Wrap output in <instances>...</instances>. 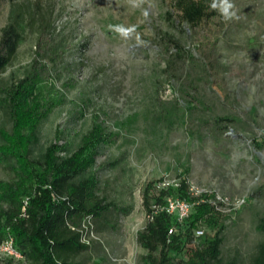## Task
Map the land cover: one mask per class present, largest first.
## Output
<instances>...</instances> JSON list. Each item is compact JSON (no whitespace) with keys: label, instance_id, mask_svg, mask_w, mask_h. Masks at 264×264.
<instances>
[{"label":"rangeland","instance_id":"obj_1","mask_svg":"<svg viewBox=\"0 0 264 264\" xmlns=\"http://www.w3.org/2000/svg\"><path fill=\"white\" fill-rule=\"evenodd\" d=\"M232 3L235 18L191 31L172 0H144L140 7L129 0H19L28 25L0 74V88L32 75L42 83V105L54 109L41 124L34 153L57 130L75 150L97 121L114 134L97 158V194L130 209L95 221L89 249L71 263L144 264L146 251L137 243L147 222L143 189L187 171L196 190L247 197L224 218L222 257L252 264L264 238L257 229L264 216V0ZM10 10L0 0V38ZM117 25L132 31L122 36ZM165 38L186 53L179 55ZM223 116L236 121L219 125ZM0 126L11 129L1 106ZM13 179L0 163V180ZM187 256L186 249L181 258ZM0 259L21 256L0 249Z\"/></svg>","mask_w":264,"mask_h":264},{"label":"trees","instance_id":"obj_2","mask_svg":"<svg viewBox=\"0 0 264 264\" xmlns=\"http://www.w3.org/2000/svg\"><path fill=\"white\" fill-rule=\"evenodd\" d=\"M7 1L11 10L0 38V74L16 55L24 38L25 25H28L19 0ZM211 2L172 0V10L179 13L181 23L197 31L215 19H223L219 12L211 9ZM171 11L169 16L173 15ZM165 39L167 46L177 47L179 55L186 53L179 42ZM51 49L54 56L60 52L57 46ZM35 78L27 76L0 88L3 94L0 106L11 122L10 130L0 126V163H6L14 172L13 180H0V247L12 240L15 251L21 256L17 261L0 259V264H73L71 257L89 249V245L81 242L84 224L93 231V223L105 213L123 210L127 215L130 209L107 202L97 194V158L101 148L114 139V134L97 121L75 150L62 142L61 132L57 130L54 140L34 153L41 124L54 109L52 104L42 105L39 98L42 83ZM216 121L227 127L235 123L236 118L223 116ZM178 180L179 186L168 190L157 192L155 182L147 183L143 189L147 222L137 233V243L146 251L143 263L238 264L235 258L222 257L226 216L211 204L198 202L206 195L191 194L187 171L181 172ZM167 196L194 203L186 221L180 223L162 210ZM257 229L264 237V216L259 219ZM198 230H203V234L197 236ZM191 244L193 246L188 248ZM186 249L187 258H181ZM252 264H264V238Z\"/></svg>","mask_w":264,"mask_h":264},{"label":"built area","instance_id":"obj_3","mask_svg":"<svg viewBox=\"0 0 264 264\" xmlns=\"http://www.w3.org/2000/svg\"><path fill=\"white\" fill-rule=\"evenodd\" d=\"M179 186V180L169 179L167 177H163L156 181L154 183V189L157 192L168 190L170 188H175ZM191 194L195 197H200L206 195V197H200L198 202H205L208 204H211L214 206L215 210L219 213H221L224 216H232L234 215L240 208H242L246 202L247 197L241 196L239 198L231 199L225 195H222L218 192H210L208 190H196L193 186H190ZM194 203H191L186 200L179 199L177 197L173 196H167L165 197L164 204L162 206V210L166 211L168 214L173 215L177 218V220L180 223H183L186 221L192 212ZM83 228L85 229V232L83 236L81 237V242L87 245H90V234L93 233L91 229H89V226L84 224ZM79 231L82 232L80 229ZM203 234V230H198L196 232L197 236H200ZM0 249L14 252L17 255H19L13 245L12 240H8L0 247ZM20 256V255H19Z\"/></svg>","mask_w":264,"mask_h":264},{"label":"clouds","instance_id":"obj_4","mask_svg":"<svg viewBox=\"0 0 264 264\" xmlns=\"http://www.w3.org/2000/svg\"><path fill=\"white\" fill-rule=\"evenodd\" d=\"M129 2L133 7H140L144 3V0H129ZM210 7L212 10L219 12L225 21H230L236 16L234 11L235 5L232 3V0H212ZM144 15L147 16L146 11ZM115 30L122 36H127L132 31V29L125 28L122 25L115 26Z\"/></svg>","mask_w":264,"mask_h":264}]
</instances>
